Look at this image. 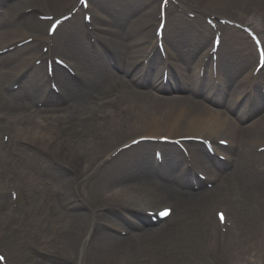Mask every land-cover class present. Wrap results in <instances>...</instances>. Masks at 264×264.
Returning <instances> with one entry per match:
<instances>
[{"label": "bare ground", "instance_id": "1", "mask_svg": "<svg viewBox=\"0 0 264 264\" xmlns=\"http://www.w3.org/2000/svg\"><path fill=\"white\" fill-rule=\"evenodd\" d=\"M86 1L83 12L78 0H0V49L14 47L0 55L4 263L264 264V67L252 77V41L218 22L248 26L264 51V0H168L164 55L154 35L160 0ZM46 11L74 14L48 37L38 18ZM50 52L74 75L54 67L50 78ZM188 137L224 157L202 161L200 149L181 144L210 188L186 171L178 147L158 141ZM137 139L146 140L130 144ZM156 201L172 205L170 220L145 227L153 223L142 206ZM35 239L42 249L30 246Z\"/></svg>", "mask_w": 264, "mask_h": 264}, {"label": "rangeland", "instance_id": "2", "mask_svg": "<svg viewBox=\"0 0 264 264\" xmlns=\"http://www.w3.org/2000/svg\"><path fill=\"white\" fill-rule=\"evenodd\" d=\"M55 11V10H54ZM54 11H46V12H50L52 15H54V16H56L55 15V13H54ZM45 12V13H46ZM61 53V52H60ZM162 203H159L158 201H156L155 203H154V206H152V207H150V208H154V207H159L160 205H161ZM166 205H169L170 207H172V205L168 202V203H166ZM212 213V212H211ZM210 213V215H211V217H213V215ZM169 222V221H168ZM159 225H161V226H164L165 224H158V225H152V226H159ZM152 226H145V227H151L152 228ZM6 242L8 241V239H7V237L4 239ZM35 243L36 244H38L36 241H35ZM34 254H32L30 257H29V259L31 258V259H33L34 258V256H33ZM31 263V262H30ZM20 264H29V261H22Z\"/></svg>", "mask_w": 264, "mask_h": 264}, {"label": "snow or ice", "instance_id": "3", "mask_svg": "<svg viewBox=\"0 0 264 264\" xmlns=\"http://www.w3.org/2000/svg\"><path fill=\"white\" fill-rule=\"evenodd\" d=\"M165 215L167 214V213H164Z\"/></svg>", "mask_w": 264, "mask_h": 264}]
</instances>
